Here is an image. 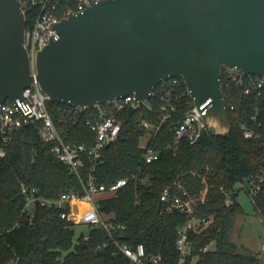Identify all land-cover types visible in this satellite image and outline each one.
<instances>
[{
	"label": "trees",
	"instance_id": "1",
	"mask_svg": "<svg viewBox=\"0 0 264 264\" xmlns=\"http://www.w3.org/2000/svg\"><path fill=\"white\" fill-rule=\"evenodd\" d=\"M25 14L28 27L31 13L26 10ZM222 89L227 104L237 102L236 111H228L229 132L207 129L195 143L183 141L173 151L168 147L173 140L170 124L185 115L192 98L184 82L171 89L178 96L177 110L160 123L163 89L156 86L146 103L138 108L129 104L120 112L121 130L117 139L103 148L102 162L92 169L85 157L79 174L56 157L52 150L56 141H45L35 121L23 124L7 145L0 142L5 150L0 156V264L11 260L14 264H133L124 254L114 253L106 230L89 225L86 233L76 235L79 224L62 218L60 208L39 203L24 208L22 183L46 198H58L63 192L83 194L90 173L106 187L118 178L139 173L116 192H104L95 199L103 219L123 224L124 228L115 233L121 242L132 246L142 243L147 255L160 254L167 263L179 264L177 228L188 215L178 210L162 211L160 200L167 186H172L175 194L182 193L174 184L179 180L195 197H200L207 186L205 199L194 208L209 220L202 229L190 230L188 252L180 264H264L258 252L239 250L230 239L235 217L245 212L238 191L232 195L233 202L225 204L226 191L251 175L264 173V137L245 138L238 124L251 123L249 117L257 108L261 122L258 133H264V87L259 96L255 92L245 94L234 85H223ZM47 106L65 142L94 143V132L84 123L88 111L71 113L70 105L50 100ZM139 114L160 124L148 142L160 154L150 163L144 162L145 149L140 146L147 130L140 124ZM252 204L264 215V181ZM210 243L214 247L204 249Z\"/></svg>",
	"mask_w": 264,
	"mask_h": 264
},
{
	"label": "water",
	"instance_id": "2",
	"mask_svg": "<svg viewBox=\"0 0 264 264\" xmlns=\"http://www.w3.org/2000/svg\"><path fill=\"white\" fill-rule=\"evenodd\" d=\"M54 27L34 76L21 2L0 0V102L36 79L53 102L85 110L133 93L138 108L162 79L181 76L193 105L206 103L207 127L227 133L222 67L264 82V0H98Z\"/></svg>",
	"mask_w": 264,
	"mask_h": 264
},
{
	"label": "built area",
	"instance_id": "3",
	"mask_svg": "<svg viewBox=\"0 0 264 264\" xmlns=\"http://www.w3.org/2000/svg\"><path fill=\"white\" fill-rule=\"evenodd\" d=\"M96 1L98 0H20L25 13L26 10L31 13L29 25L28 27L26 26L24 45L29 53L31 73L34 76L37 73L36 57L39 50L51 40H56L59 37L54 25L69 13L83 12ZM182 82L184 80L181 76H170L158 83L157 86L163 89L160 123L166 122L176 112L177 104L175 99L178 96L173 95L171 89ZM223 85L228 88L234 85L235 88H242L245 94L255 92L259 96L264 87V82L262 75L245 74L241 76L236 68L223 66L221 69V86ZM134 98V94L131 93L85 110L70 105L71 107L68 111L71 113L76 114L80 111H88V116L85 117L84 123L94 132V143L90 146L83 143H68L63 138L62 129L51 116L47 106L49 101L47 94L42 90L38 81L34 79L32 85L22 90L20 97L14 100L7 98L0 102V142L3 145H7L21 126L26 124V117L30 116L32 117L30 122L35 121L40 124L41 135L45 141H56L52 148L56 157L65 163L71 172L79 174L80 169L84 165L85 157L90 159L92 169L102 162L103 148L115 141L121 130L119 114L127 105L132 103ZM146 101L141 104L146 103ZM205 104L197 108L193 105L192 100V106L185 115L170 124L169 130L173 134V140L168 144L170 149L175 151L183 141L190 144L195 143L209 129L203 119V115L206 112ZM226 107L227 111L235 112L237 102H234V100L228 104L226 102ZM65 110L67 109L65 108ZM249 118L251 123L238 121L242 135L245 138L264 137V133L262 135L258 133V127L261 122L258 120L257 108ZM138 120L147 130L149 135L147 141L149 142L160 124L151 123L142 114L138 115ZM148 142L141 145L145 149L144 162L146 163L158 159L160 154L159 151L149 146ZM4 154L5 150L2 147L0 148V156ZM138 176L139 173H133L129 176L118 178L106 187L104 184L97 183L95 176L90 173L86 190L83 194L63 192L58 198H46L39 194L36 189L28 188L22 183V192L26 195L24 208H30L36 203L60 208V216L62 218L72 220L76 224L95 225L106 230L112 240L114 253L124 254L133 264H169L160 254L147 255L145 246L142 243L132 246L117 239L115 233L118 229L124 228L123 224H114L103 219L95 204L97 196L104 192L114 193L131 179L138 178ZM202 181L205 182V179L203 178ZM263 181L264 173L245 178L225 192V204L229 206L233 202L232 195L237 191L239 192V190L246 192L251 201H254ZM174 184L182 193L175 194L172 192V186H167L163 190L160 200L162 211L170 213L178 210L188 215L187 221L177 228L176 246L180 253V264L188 252L190 230H197L200 226H204L209 222L208 219L199 216L194 208L199 200L203 201L205 199L207 186L203 189L200 197H195L188 193L179 180L175 181ZM78 202L88 204V207L80 212L79 216L81 218L76 215L79 211ZM262 248L264 249V242L262 243Z\"/></svg>",
	"mask_w": 264,
	"mask_h": 264
},
{
	"label": "rangeland",
	"instance_id": "4",
	"mask_svg": "<svg viewBox=\"0 0 264 264\" xmlns=\"http://www.w3.org/2000/svg\"><path fill=\"white\" fill-rule=\"evenodd\" d=\"M148 136V134H145L141 138L140 146L148 142ZM238 200L245 212L235 217L230 229V239L235 242L239 250L251 253L258 252L259 256L264 260V249L262 248V243L264 242V215L254 209L250 197L243 190H239ZM80 205L84 209L87 204L82 203ZM80 209L82 208L78 207L79 211L76 215H79ZM77 217L81 218L80 216ZM204 226H200L198 229H202ZM88 228V224H79L75 228V233L76 235L83 232L86 233ZM213 247L214 243H210L204 249Z\"/></svg>",
	"mask_w": 264,
	"mask_h": 264
},
{
	"label": "crops",
	"instance_id": "5",
	"mask_svg": "<svg viewBox=\"0 0 264 264\" xmlns=\"http://www.w3.org/2000/svg\"><path fill=\"white\" fill-rule=\"evenodd\" d=\"M80 204H82V203H80V202H78V207H80V208H82V209H80V212H82L83 210H85V208H87L88 207V204L87 203H85V204H87L86 205V207L83 209V207H81V205ZM80 214V213H79ZM79 216V215H78ZM260 255V254H259Z\"/></svg>",
	"mask_w": 264,
	"mask_h": 264
}]
</instances>
